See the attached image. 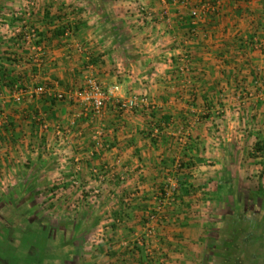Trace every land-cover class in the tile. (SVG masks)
Returning a JSON list of instances; mask_svg holds the SVG:
<instances>
[{
  "label": "crops",
  "instance_id": "1",
  "mask_svg": "<svg viewBox=\"0 0 264 264\" xmlns=\"http://www.w3.org/2000/svg\"><path fill=\"white\" fill-rule=\"evenodd\" d=\"M27 2L0 0V239L46 243L33 264H213L239 234L236 264H264V0H36L32 43ZM89 79L120 86L99 115Z\"/></svg>",
  "mask_w": 264,
  "mask_h": 264
},
{
  "label": "built area",
  "instance_id": "2",
  "mask_svg": "<svg viewBox=\"0 0 264 264\" xmlns=\"http://www.w3.org/2000/svg\"><path fill=\"white\" fill-rule=\"evenodd\" d=\"M36 7V0H28L26 9L24 12H15V16L23 20V28L17 29L14 32H10L11 37H23L29 43H32L39 38L38 30L35 26L29 24L27 18L32 16L33 11ZM206 7V6H205ZM140 15L142 16L144 23H151L152 13L148 11L146 7H142L140 10ZM5 23V22H4ZM7 24V23H6ZM9 25V24H8ZM8 26V31H9ZM37 47V46H36ZM38 51H43L42 47L36 48ZM120 92V86L115 85L112 87H104L103 85L96 82L94 79H89L82 89L78 92L77 97L82 100L87 106L91 107L93 112L97 115L102 114L106 105V102L111 99H116L118 93ZM20 92L16 93V99L20 101ZM58 99L62 100L63 95L59 94ZM144 98H130V99H120L118 100V106L120 110L125 112H133L139 105L145 103ZM42 127L44 130L48 128L47 124L43 123ZM178 190L177 178L175 176L167 177L163 190L160 196L157 198V205L154 209L147 214L145 218V231L144 237L139 238L141 244L146 245L155 235L156 226L162 220V213L165 209L170 208L176 202V194ZM143 246V245H142Z\"/></svg>",
  "mask_w": 264,
  "mask_h": 264
},
{
  "label": "flooded vegetation",
  "instance_id": "3",
  "mask_svg": "<svg viewBox=\"0 0 264 264\" xmlns=\"http://www.w3.org/2000/svg\"><path fill=\"white\" fill-rule=\"evenodd\" d=\"M36 213L37 215H40V212ZM8 232H11V229ZM8 237H6V239H0V264H33L35 263V256L50 251V247L48 248V245L46 243L41 242L40 240L37 242L34 239H31L29 243L20 241L19 245H14L12 243V240L10 238L8 239ZM59 247H61L62 250L63 248H67L66 245H58L57 251H61L59 250ZM16 253L24 255L22 256L24 258L21 259L19 262H14L10 258Z\"/></svg>",
  "mask_w": 264,
  "mask_h": 264
},
{
  "label": "trees",
  "instance_id": "4",
  "mask_svg": "<svg viewBox=\"0 0 264 264\" xmlns=\"http://www.w3.org/2000/svg\"><path fill=\"white\" fill-rule=\"evenodd\" d=\"M10 84H12V82H10ZM10 84H8V85H10ZM255 151L264 152V145L258 146ZM227 235H228V233H227ZM237 237L241 238L239 236V234L237 236H235L234 240H233V244H227L226 243L223 245H220V244L216 245L215 249L217 252L215 251L216 253L213 256V260L215 259L213 264H236L235 260H237V258H235V255L237 254V256L240 257V254H241L240 251L243 250L242 248H246V246H247V245H245L243 247L241 246L242 248L241 247L239 248L240 239ZM248 247L250 248V246H248ZM247 255H248V253H247ZM247 255L245 254V262H243V264H252L253 262L251 261L250 256L249 255L247 256Z\"/></svg>",
  "mask_w": 264,
  "mask_h": 264
},
{
  "label": "rangeland",
  "instance_id": "5",
  "mask_svg": "<svg viewBox=\"0 0 264 264\" xmlns=\"http://www.w3.org/2000/svg\"><path fill=\"white\" fill-rule=\"evenodd\" d=\"M42 180H43L42 178L39 179V182H38V184H37V188H38V187H39V188H40V187L42 188V186H43V185H42ZM244 188H245V187H242V190L239 191V194H240V195H245V193L248 192V191H244ZM240 198H241V197H240ZM57 201L59 202L58 199L56 200V202H57ZM39 203H43V198H41L40 196H39ZM246 203L249 205V204L251 203L250 199H247V200H246ZM37 204H38V203H37ZM38 205H39V204H38ZM42 211H43V209H42ZM68 211H69V214H70V218L73 219V220H75V219H76V216L79 215L78 212H75V208H74V209L71 208V209L68 210ZM72 216H73V217H72ZM144 223H145V219H144ZM96 231H97V230H96ZM96 231H94L93 233H98V231H97V232H96ZM90 233H92V232H90ZM148 244H149V242H148ZM211 246H212V245H211ZM211 246H210L209 244H208V245H205V249L203 250L204 253L207 254V259H209V261H210V257H209V256H210V254H211V251H210V249H211L210 247H211ZM85 247L88 248V247H91V246L86 245ZM126 247H128V246H125V248H126ZM86 248H85V249H86ZM209 261H205V262L209 263ZM207 263H205V264H207Z\"/></svg>",
  "mask_w": 264,
  "mask_h": 264
}]
</instances>
